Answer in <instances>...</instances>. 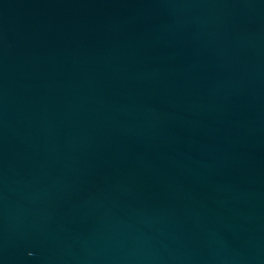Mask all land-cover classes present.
I'll list each match as a JSON object with an SVG mask.
<instances>
[{
  "label": "water",
  "instance_id": "95a60500",
  "mask_svg": "<svg viewBox=\"0 0 264 264\" xmlns=\"http://www.w3.org/2000/svg\"><path fill=\"white\" fill-rule=\"evenodd\" d=\"M0 264H264V0H0Z\"/></svg>",
  "mask_w": 264,
  "mask_h": 264
}]
</instances>
